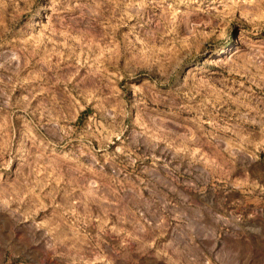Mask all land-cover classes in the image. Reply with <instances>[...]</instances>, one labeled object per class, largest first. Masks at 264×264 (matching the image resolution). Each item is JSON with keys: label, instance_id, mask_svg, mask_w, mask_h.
I'll return each instance as SVG.
<instances>
[{"label": "rangeland", "instance_id": "1", "mask_svg": "<svg viewBox=\"0 0 264 264\" xmlns=\"http://www.w3.org/2000/svg\"><path fill=\"white\" fill-rule=\"evenodd\" d=\"M0 264H264V0H0Z\"/></svg>", "mask_w": 264, "mask_h": 264}]
</instances>
